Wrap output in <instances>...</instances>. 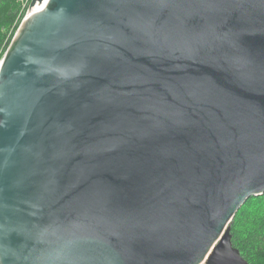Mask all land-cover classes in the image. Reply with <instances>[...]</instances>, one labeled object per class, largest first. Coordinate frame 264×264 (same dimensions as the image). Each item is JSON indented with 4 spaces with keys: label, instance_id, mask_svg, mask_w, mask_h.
<instances>
[{
    "label": "water",
    "instance_id": "obj_1",
    "mask_svg": "<svg viewBox=\"0 0 264 264\" xmlns=\"http://www.w3.org/2000/svg\"><path fill=\"white\" fill-rule=\"evenodd\" d=\"M263 194L264 0H31L0 59V264H248L230 223Z\"/></svg>",
    "mask_w": 264,
    "mask_h": 264
},
{
    "label": "trees",
    "instance_id": "obj_2",
    "mask_svg": "<svg viewBox=\"0 0 264 264\" xmlns=\"http://www.w3.org/2000/svg\"><path fill=\"white\" fill-rule=\"evenodd\" d=\"M25 0H0V59L26 14ZM232 246L248 264H264V194L249 198L230 223Z\"/></svg>",
    "mask_w": 264,
    "mask_h": 264
},
{
    "label": "rangeland",
    "instance_id": "obj_3",
    "mask_svg": "<svg viewBox=\"0 0 264 264\" xmlns=\"http://www.w3.org/2000/svg\"><path fill=\"white\" fill-rule=\"evenodd\" d=\"M30 2H31V0H25L24 3H23V6L26 8V14H25V16L28 14V8H29Z\"/></svg>",
    "mask_w": 264,
    "mask_h": 264
},
{
    "label": "bare ground",
    "instance_id": "obj_4",
    "mask_svg": "<svg viewBox=\"0 0 264 264\" xmlns=\"http://www.w3.org/2000/svg\"><path fill=\"white\" fill-rule=\"evenodd\" d=\"M40 7H41V6L37 5V7H36V9H35V10H38V9H40Z\"/></svg>",
    "mask_w": 264,
    "mask_h": 264
}]
</instances>
